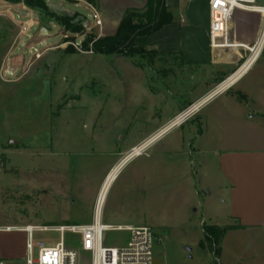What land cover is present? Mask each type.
<instances>
[{
	"label": "rangeland",
	"instance_id": "374dc122",
	"mask_svg": "<svg viewBox=\"0 0 264 264\" xmlns=\"http://www.w3.org/2000/svg\"><path fill=\"white\" fill-rule=\"evenodd\" d=\"M44 1L46 7L36 0H0V229L91 222L103 166L97 154H78L90 148L91 121H100L94 135L105 149L118 135L128 142L148 129L144 119L153 111L148 94L162 88L160 70L166 63L150 43L144 56L83 47L87 35H111L127 17L141 23L150 0H88L101 21L95 26L94 14L82 4L62 1L66 11ZM65 22L84 28L72 31ZM135 102L142 108L132 123ZM197 123L186 124V133ZM129 173L121 172L109 186L102 222L150 226L157 236L154 264H219L214 255L218 244L204 234L202 209L176 202L130 206ZM111 229L103 233V244L125 246L129 232ZM34 238L55 244L59 235L36 230ZM26 239L22 232H0L2 260H21ZM64 241L77 251L78 264H92L78 234L67 232Z\"/></svg>",
	"mask_w": 264,
	"mask_h": 264
},
{
	"label": "crops",
	"instance_id": "0c3cea01",
	"mask_svg": "<svg viewBox=\"0 0 264 264\" xmlns=\"http://www.w3.org/2000/svg\"><path fill=\"white\" fill-rule=\"evenodd\" d=\"M51 1L62 10V1H69L98 12L88 0ZM167 5L173 22L149 39L166 65L160 70L162 88L148 94L153 110L144 119L148 129L128 142L118 135L105 149L101 137L94 135L100 123L96 118L90 123V148L78 154L101 158L102 186L133 147L167 127L186 106L207 97L185 124L166 130L145 151L124 160L115 180L130 170V206L197 205L205 224L230 226L218 244L219 264H264V13L236 8L228 30L235 46L214 47L208 0H168ZM159 94L161 103H156ZM140 108L137 102L130 108L132 123ZM190 122H198V128L186 133Z\"/></svg>",
	"mask_w": 264,
	"mask_h": 264
},
{
	"label": "built area",
	"instance_id": "2783aa9c",
	"mask_svg": "<svg viewBox=\"0 0 264 264\" xmlns=\"http://www.w3.org/2000/svg\"><path fill=\"white\" fill-rule=\"evenodd\" d=\"M210 8V37L214 47L235 46L229 40V21L236 8H245L264 13L263 5L257 4L258 0H208ZM95 13L93 19L95 24H100ZM250 52H254L255 46L249 47ZM208 101L203 97L181 110L169 122L168 127H180L189 119L195 116L203 105ZM167 130V128H166ZM165 130V131H166ZM160 132V131H159ZM148 140V139H147ZM146 140V141H147ZM142 142L132 148L127 155H139L147 149L149 145ZM143 146V147H142ZM140 148L139 152H135ZM117 167V166H116ZM115 167V168H116ZM104 198L101 190L98 193L92 221L82 224H60L55 226H24L1 228L0 232H22L27 235L25 243V255L21 260H2L0 264H78V253L76 250L68 248L64 241L65 233L72 232L81 237V244L84 251L91 254L92 264H154V246L157 236L150 226H111L102 222V208ZM127 231L130 234L129 241L123 247L105 246L103 244V233L106 230ZM42 230L44 232H55L59 235V240L55 244L46 241H35L34 232Z\"/></svg>",
	"mask_w": 264,
	"mask_h": 264
},
{
	"label": "trees",
	"instance_id": "16d2710c",
	"mask_svg": "<svg viewBox=\"0 0 264 264\" xmlns=\"http://www.w3.org/2000/svg\"><path fill=\"white\" fill-rule=\"evenodd\" d=\"M44 5L46 4L44 0ZM35 7V4L28 3ZM151 6L148 11L140 16L141 23H136L131 17L125 18L117 27L116 31L105 37L96 38L89 34L83 42L84 50H93L100 54H122L124 56H134L146 54L145 45L149 44L150 37L162 27L173 22V15L166 3V0H150ZM46 7V5H45ZM59 20L65 21V17H58ZM67 27L72 31L83 30V25H74L65 22ZM142 41L141 45L134 43V40ZM227 227H219L216 225H203L206 238L214 244H219L222 236L228 230ZM217 258L219 256V248L214 251Z\"/></svg>",
	"mask_w": 264,
	"mask_h": 264
},
{
	"label": "bare ground",
	"instance_id": "6f19581e",
	"mask_svg": "<svg viewBox=\"0 0 264 264\" xmlns=\"http://www.w3.org/2000/svg\"><path fill=\"white\" fill-rule=\"evenodd\" d=\"M166 128H167V130H169L170 129V127H165L163 130H161L160 132H158L155 136H153L152 138H150V139H148L144 144H143V146L146 144V145H149L151 142H153L155 139H158L159 138V136L163 133V132H165V130H166ZM151 137V136H150ZM158 137V138H157ZM151 145V144H150ZM142 146V147H143ZM145 147V146H144ZM140 151V148H136V150H135V152H139ZM127 158L128 157H126V158H124L123 160H122V162L124 161V160H127ZM122 162H120L118 165H117V167L115 168L114 167V169H112V171L109 173V175L107 176V178H106V180H105V182H104V184L101 186V188H100V190H101V196H102V198H104V200H105V195H106V192H107V190H108V188H109V186L111 185V183L115 180V177H116V175H117V173H118V170H119V167H120V165L121 164H123ZM99 190V191H100Z\"/></svg>",
	"mask_w": 264,
	"mask_h": 264
},
{
	"label": "water",
	"instance_id": "95a60500",
	"mask_svg": "<svg viewBox=\"0 0 264 264\" xmlns=\"http://www.w3.org/2000/svg\"><path fill=\"white\" fill-rule=\"evenodd\" d=\"M12 142H16V141L13 140ZM186 250L190 252L191 251V248L190 247H187Z\"/></svg>",
	"mask_w": 264,
	"mask_h": 264
}]
</instances>
